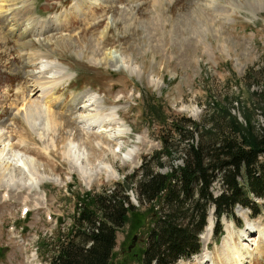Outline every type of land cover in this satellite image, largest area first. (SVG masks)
<instances>
[{
    "label": "rangeland",
    "instance_id": "374dc122",
    "mask_svg": "<svg viewBox=\"0 0 264 264\" xmlns=\"http://www.w3.org/2000/svg\"><path fill=\"white\" fill-rule=\"evenodd\" d=\"M77 1L0 3V19L23 4L43 20L56 16L51 31L25 32L20 41L0 22V147L6 144L34 159L42 177L32 190L0 181V264H49L51 242L73 224L79 198L117 183L126 187L141 223L134 217L118 230L111 264H142L140 252L158 208H153L156 202L140 201L136 179L129 177L163 150L166 141L174 146L172 155L162 157L164 167L156 169L169 172L183 165L178 146L183 137L173 122L181 125L190 119L199 131L217 133L233 129L234 115L243 133L264 131V0H99L85 13L77 12ZM111 51L121 64L124 60L142 73L115 67L107 58ZM35 52L66 66L68 77L57 89L47 83L53 79L50 75H41L45 87L29 90L31 74L41 71L40 60H33ZM84 94L101 98L97 96L104 124L85 125L84 119L94 112H85L84 104L75 101ZM31 101L50 109L55 123L48 127L45 115L29 123L24 106ZM112 110L120 123L108 117ZM199 139L201 134L195 142ZM71 145L88 151L85 163L94 169L91 180L84 179L67 156ZM130 150L131 158H125ZM7 162V156L0 157V167ZM105 164L115 176L105 169L96 171ZM222 189L217 178L212 190L218 195ZM254 201L261 214L236 207L234 218L222 217L224 233L218 238L211 206L206 228L199 233V256L177 264H235L232 250L223 248L226 238L252 253L246 264H264V236L259 234L260 229L264 232V199L255 196Z\"/></svg>",
    "mask_w": 264,
    "mask_h": 264
},
{
    "label": "trees",
    "instance_id": "16d2710c",
    "mask_svg": "<svg viewBox=\"0 0 264 264\" xmlns=\"http://www.w3.org/2000/svg\"><path fill=\"white\" fill-rule=\"evenodd\" d=\"M230 117L233 129L217 133L199 131L198 123L190 119L181 125L173 122L183 137L178 145L183 165L169 172L158 170L164 167L162 157L172 155L174 146L166 141L163 150L129 177L136 179L140 201L156 202L153 208H158L140 252L142 264H177L199 252V233L207 225L211 206L217 233L222 232V217L234 218L238 206L251 209L254 215L260 213L254 197L264 199V131L260 135L243 133L239 119ZM200 134L201 139L195 142ZM217 178L223 189L215 195L212 186ZM76 208L73 224L51 242L54 254L49 264H111L118 230L134 217L141 223L126 187L120 183L94 194L87 192Z\"/></svg>",
    "mask_w": 264,
    "mask_h": 264
},
{
    "label": "bare ground",
    "instance_id": "6f19581e",
    "mask_svg": "<svg viewBox=\"0 0 264 264\" xmlns=\"http://www.w3.org/2000/svg\"><path fill=\"white\" fill-rule=\"evenodd\" d=\"M98 2L99 0H78L76 5L78 7L77 12L84 11L83 13H85L86 10L92 7L93 4H97ZM3 4H0V7H3ZM73 7H75V5ZM34 13H35V9H33L32 6H27L23 4L20 7H13L12 11L3 14L1 18L2 21L0 19V22L1 23L3 22L2 25L6 28V32L12 34L13 36H17V40L19 41L22 33L25 32L28 33L34 31L35 29L38 30L47 29L50 31L51 29H53L54 19L40 20L38 17L35 16ZM102 34H106V31H103ZM98 45L100 46L99 43ZM107 55H109L107 58L110 59L108 61L109 62L111 61L115 67H119L120 65H123V67L129 70L131 73L137 72L139 75L142 73L141 69L138 66H132V64H128L124 60H122V64H121V61L120 62L118 61L119 59L118 55H115L113 51L107 53ZM33 60L34 61L40 60L38 61V64L41 65L40 67L41 71L40 73L33 72L31 74V79H30L31 84H29L28 86L30 91L32 89L34 91L36 87L39 88L38 87L39 85L42 86V89L45 87L44 82L40 80L43 79L42 78L43 76L41 77V75L44 76L50 75L51 76L50 78H53L51 81H47V83L49 82L51 83V88H52L51 90H55L57 89L58 86H61L64 83L63 80L65 81V79L68 77L66 66H64L62 62L60 63L58 59L50 60L49 55H47L46 53L35 52ZM45 78H48V76ZM97 96H98L97 94H84V97L77 96L75 98V101H79L81 102V104L82 103L84 104L82 108H84L85 112L91 110L94 112L92 115H90L89 113V117L84 119L85 125H88L90 128L96 127V125L99 124L100 122L101 124H104L105 122V120L99 115L101 106L98 101L99 96L98 97ZM100 101H102L101 98ZM42 106L43 104L40 101L28 102L26 106H24V111H25L24 116L29 123H34L45 115L47 119L46 120L47 126L49 127L53 123H55L54 114L50 109L46 111V109L42 108ZM90 106H92L91 109H89ZM19 112L22 113L23 110ZM45 112L47 114H45ZM108 117H112L110 120H115V121H118L119 119L116 110H112L111 114H109ZM118 123H120V120L118 121ZM1 130L2 128L0 127V139L3 138V133ZM120 132H122V130ZM5 145L4 147H0V157L7 156L8 162L6 163V165L3 166L2 164L1 165L2 167H0L1 168L0 181L9 187L12 186L15 188H19V187L27 188L29 190H32L33 187L38 186L42 177L38 175V172L33 164L34 159L31 160L30 157H28V155L20 151L14 150V148L8 149ZM132 153L133 152L131 150L127 152L126 155L127 157L125 156V158H131ZM67 156L71 157L74 166H76L77 170L80 171L84 179H86L87 181L91 180L94 169L90 168L88 164L85 163V161L88 159V151L82 150L79 145H71L67 151ZM103 169H105L114 176L116 175V172L113 171L112 166L108 164H105L99 169H96V171L99 172ZM2 170H5L4 172L6 173H3ZM18 170L20 171L19 176L17 175ZM254 228H255L254 226H250L249 230H253ZM244 234H246L245 231ZM259 234L260 236H264L263 230L260 229ZM228 240H229L228 238L224 240L225 241V243L223 244L224 250L225 251L232 250L233 257L235 258V264H246L248 258L253 256L252 253H250L248 250H244V249L241 250L242 248L237 249V247L233 246L231 242H228Z\"/></svg>",
    "mask_w": 264,
    "mask_h": 264
},
{
    "label": "water",
    "instance_id": "95a60500",
    "mask_svg": "<svg viewBox=\"0 0 264 264\" xmlns=\"http://www.w3.org/2000/svg\"><path fill=\"white\" fill-rule=\"evenodd\" d=\"M135 239H136V237H135ZM132 247L130 246V249H131Z\"/></svg>",
    "mask_w": 264,
    "mask_h": 264
}]
</instances>
